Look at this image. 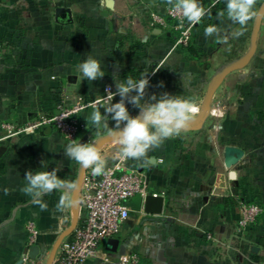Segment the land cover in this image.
Wrapping results in <instances>:
<instances>
[{
    "label": "crops",
    "instance_id": "obj_1",
    "mask_svg": "<svg viewBox=\"0 0 264 264\" xmlns=\"http://www.w3.org/2000/svg\"><path fill=\"white\" fill-rule=\"evenodd\" d=\"M176 2L0 0V123L16 130L59 106L96 101L106 85L115 93L116 81L128 78L149 77L146 99L162 92L193 99L199 111L179 135L148 152L150 165L134 159L125 164L144 175L150 194L163 197L162 214L148 216L129 206L133 218L116 238L120 249L112 253L105 242L100 251L113 258L136 253L141 264H228L214 256L216 246L243 243L239 261L246 264L250 243L255 248L250 261H258L264 256V210L247 240L236 241L235 233L239 201H257L264 208V0H255L254 15L244 25L226 14L207 15L190 42L202 54L200 63L183 47L173 48L174 33L148 24L150 11ZM201 2L226 11L225 0ZM59 9L68 12L63 20H57ZM210 24L221 28L220 42L205 37ZM89 56L101 62L104 77L92 81L79 72ZM119 100L117 95L113 103ZM127 106L136 116L139 110ZM95 109L103 113L104 106L81 112L83 131L74 143L95 145L108 168L120 156L119 134L104 132L119 127L109 118L108 128L98 130L91 120ZM69 144L51 126L0 142V264H18L26 253L27 222L39 232L35 256L40 264H51L74 229L84 226L86 212L75 188L87 168L65 155ZM227 147L243 152L229 167ZM53 171L61 187L43 195L47 206L42 209L23 191L25 174ZM62 199L72 203L60 206Z\"/></svg>",
    "mask_w": 264,
    "mask_h": 264
},
{
    "label": "built area",
    "instance_id": "obj_2",
    "mask_svg": "<svg viewBox=\"0 0 264 264\" xmlns=\"http://www.w3.org/2000/svg\"><path fill=\"white\" fill-rule=\"evenodd\" d=\"M172 4L162 11H150L148 24L151 28L170 31L175 34L173 48L186 47L190 44L194 31L201 25L213 4H203L207 10L200 23L191 25L183 16L182 10ZM113 92L109 85L104 86L103 95L96 101L85 102L79 99L70 107H57L52 114H40L35 120L16 130L9 123H0V142L18 133H32L41 127L51 126L67 142L74 143L83 131L80 114L87 108H97L104 105L108 91ZM197 110L195 113H197ZM216 115L214 111H208ZM2 133H5L4 135ZM127 159L119 158L105 172L99 176L93 175L91 168H87L81 179L76 183V199L80 207L86 212L84 226L73 231L72 240L63 243L51 264H141L136 253H125L113 258L111 254L100 251V245L111 239H116L123 224L129 219L131 209L128 201L137 196L140 199V213L143 202L150 192L146 189L145 177L136 170L125 167ZM153 195V194H151ZM240 216L237 221L238 233L250 230L262 213L258 202L237 203ZM26 253L18 264H40L36 256L29 255V250L36 246L39 232L33 222H27Z\"/></svg>",
    "mask_w": 264,
    "mask_h": 264
},
{
    "label": "clouds",
    "instance_id": "obj_3",
    "mask_svg": "<svg viewBox=\"0 0 264 264\" xmlns=\"http://www.w3.org/2000/svg\"><path fill=\"white\" fill-rule=\"evenodd\" d=\"M255 0H225L226 15L230 20L239 25H244L250 19ZM177 8L182 10L183 16L189 24L196 25L206 15L201 0H177ZM241 32H236L240 36ZM205 37L213 38L220 42L221 28L216 24L208 25L204 30ZM79 72L88 80H97L104 77L101 62L89 56L79 64ZM115 93L108 91L104 99L103 113L99 109L92 112V123L98 130L108 128V120L115 121L120 128L118 135L119 155L121 159H134L144 165L151 164L148 152L159 147L166 139L177 136L187 126V121L192 113L197 111L196 103L191 98L162 92L159 96L153 94L145 98V89L149 86V77L139 80L128 78L124 82L116 81ZM163 86L162 84L160 85ZM135 92V95L132 93ZM120 100L113 103L114 97ZM128 104L138 109L136 116L130 114ZM122 125V127H120ZM65 155L85 168H91L93 175L105 172L107 158L89 143H72L66 146ZM26 184L23 191L29 194L43 209L47 205L42 201L46 193H51L61 187V181L53 172H36L25 174ZM72 201H60V206L71 204Z\"/></svg>",
    "mask_w": 264,
    "mask_h": 264
},
{
    "label": "rangeland",
    "instance_id": "obj_4",
    "mask_svg": "<svg viewBox=\"0 0 264 264\" xmlns=\"http://www.w3.org/2000/svg\"><path fill=\"white\" fill-rule=\"evenodd\" d=\"M2 54H3V51L0 50V57H2ZM87 109H90V108H87ZM87 109H85V110H87ZM206 116L209 117L208 114ZM206 125H209L208 121H207ZM120 127H122V126H120ZM115 131H118V134H119L120 128H119V130L117 128H112L110 130H105L104 133H105V135H109V136L111 135L112 136V134ZM113 137H114V135H113ZM91 138L93 139V136H91ZM94 138H95V136H94ZM243 201L244 202H248V203L257 202V201H250V200H244V199H243ZM140 202L141 201H140L139 197L135 196V197H133L132 199H130L128 201V205L133 207V208H135V209H138L140 207ZM258 204L260 205V207L262 209V213L257 218V220L255 222V225L258 223L260 217L263 214V210H264V208L261 205V203L258 202ZM130 218H133V215H130ZM129 223H130L129 225H131L132 222L129 221ZM250 231H251V229L248 230V231H245V232H241V233H238V231H236L235 240L236 241L247 240ZM242 245H243V243H224V245L216 246L215 251H214V256L223 258L228 264H240L241 261H239L240 260L239 256L241 255V253H244V250L241 249ZM249 245L250 246L246 250V257L248 258V259H246L247 260L246 264H250V263H253V264H264V256H262V255L258 259V261H256V260L255 261H250L249 255H252L254 253L255 248L253 249L254 246L251 245L250 243H249ZM120 246L121 245H119L118 250L120 249ZM262 253H264V247L262 248ZM242 262L245 263V261H242Z\"/></svg>",
    "mask_w": 264,
    "mask_h": 264
},
{
    "label": "water",
    "instance_id": "obj_5",
    "mask_svg": "<svg viewBox=\"0 0 264 264\" xmlns=\"http://www.w3.org/2000/svg\"><path fill=\"white\" fill-rule=\"evenodd\" d=\"M141 2L145 5L155 6L158 3V0H141ZM68 12L63 9H59L56 13L57 20H63L67 17ZM243 155V152L240 149L227 147L225 150V166L229 167L231 160H237ZM164 209V199L158 195H147L143 202V211L148 216H160ZM75 228V221L73 225L70 227L68 232H71ZM64 236V235H63ZM62 236V237H63ZM60 237V239L62 238ZM110 248L109 251L112 253H116L119 245V241L117 239H111L107 241ZM29 255L35 256V247L29 250Z\"/></svg>",
    "mask_w": 264,
    "mask_h": 264
},
{
    "label": "trees",
    "instance_id": "obj_6",
    "mask_svg": "<svg viewBox=\"0 0 264 264\" xmlns=\"http://www.w3.org/2000/svg\"><path fill=\"white\" fill-rule=\"evenodd\" d=\"M209 14L213 16H218V15H224L226 14V11L221 9L219 5L215 6L214 8L209 10ZM185 53L188 54V58L195 60L200 63V60L202 58V54L198 53L197 51L194 50V48L189 44L186 47L182 48Z\"/></svg>",
    "mask_w": 264,
    "mask_h": 264
}]
</instances>
